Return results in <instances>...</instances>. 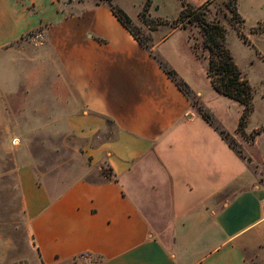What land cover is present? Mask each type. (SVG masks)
I'll return each mask as SVG.
<instances>
[{"label":"crops","instance_id":"crops-1","mask_svg":"<svg viewBox=\"0 0 264 264\" xmlns=\"http://www.w3.org/2000/svg\"><path fill=\"white\" fill-rule=\"evenodd\" d=\"M237 8L264 61V31L253 30L264 0H237ZM179 30L187 36L177 57L165 56L207 104L187 64L200 57L188 28L169 33ZM169 36L142 44L103 0H0V127L14 123L21 95L25 108L39 109L29 123L69 139L93 140L114 126L55 190L27 151L18 179L31 246L0 238V264H264L260 171L160 65L154 52Z\"/></svg>","mask_w":264,"mask_h":264},{"label":"rangeland","instance_id":"rangeland-1","mask_svg":"<svg viewBox=\"0 0 264 264\" xmlns=\"http://www.w3.org/2000/svg\"><path fill=\"white\" fill-rule=\"evenodd\" d=\"M155 1L159 6L152 7V15L150 13L149 15L155 24L162 19L164 22L159 23L157 29L161 24L164 25L163 28L161 30L152 28L139 15L140 23L134 22L132 19L133 30L147 45H152L156 40L170 34L156 47L157 52L169 61L165 55L174 59L177 57V45L186 39L187 31L179 30L169 33L176 27L172 22L179 14L178 0ZM144 2L145 0H119V3L135 19L143 9ZM232 6L233 0H209L202 8L206 11L209 20H219L227 26L228 45L243 75L248 77L255 87L254 110L249 116L247 124L249 130L246 128V131L250 133L258 127L264 128V61L257 56L255 48L249 44L250 40L249 42L244 41L232 26ZM240 25L242 27V22ZM186 28L189 30L193 47L196 45L197 50L194 49L197 55L202 57H192L187 62L194 71L193 77L191 78L190 74L189 77L203 90L209 103L206 104L190 82L184 79L194 90L192 97L208 106L218 120L234 134L243 152L252 158L250 165L256 171H260V182L264 184V130L251 141L247 140L236 128L243 111V105L220 92L217 97L213 96V91L217 90L212 86L207 74L208 51L202 46L201 28L195 23H189ZM37 33V31H32L24 38L34 37ZM259 42L264 48V38ZM20 45L26 47L23 42ZM5 60L7 61V59H4V63H6ZM195 107L199 111L198 106L195 105ZM47 114L52 116V110L50 109ZM11 116L14 123L12 122L11 126L4 124L0 127V238L7 242L18 243L26 237L25 244L31 246L26 229L22 190L18 179L19 165L28 164L29 161L27 151L33 154L31 161L42 183H46L52 190H55L61 186V178L70 177L71 167L77 164L82 167L91 162L92 157L85 152L88 143L109 138L114 132V126L112 122H109L107 130L101 132L93 140L83 137L69 139V136L55 134L53 128L44 127L38 123H29L30 118L39 116V109L38 107L25 108L22 95L20 98L16 96L14 107H11ZM29 253H33L31 248Z\"/></svg>","mask_w":264,"mask_h":264},{"label":"trees","instance_id":"trees-1","mask_svg":"<svg viewBox=\"0 0 264 264\" xmlns=\"http://www.w3.org/2000/svg\"><path fill=\"white\" fill-rule=\"evenodd\" d=\"M103 1L108 2L111 5L117 17L140 40V42L144 44L133 30L131 16L123 8L116 5L114 2L115 0ZM206 2L200 5H195L188 0H182L183 6L172 24L176 27H187L189 23H195L200 26L203 34L202 46L208 51L207 74L210 78L211 84L217 91L237 100L243 105V111L237 129L242 132L247 140L252 141L257 134L264 130V128L258 127L250 133L246 131L249 116L254 110L255 87L250 79L243 75L231 48L228 45L227 26L219 20H209L207 18L206 11L202 8ZM152 3L153 0H145L143 9L140 11L139 15L142 20L152 28H157V25L164 21L160 19L157 24L153 22L154 20L149 15ZM231 11L233 26L238 30L240 36L243 37L246 42H249L248 36L244 33L240 25L244 18L238 11L237 0H233ZM253 30L264 31V20L254 26ZM194 48H196V45H194ZM154 56L158 59L160 65L168 75L178 84L184 93L191 98L193 104L198 106L203 117L222 134L230 146H232L240 156L250 163L252 158L243 152L241 146L237 143L234 134L218 120L208 106L199 99H194L192 97L194 95V90L187 81L179 76L177 70L159 52H154Z\"/></svg>","mask_w":264,"mask_h":264}]
</instances>
